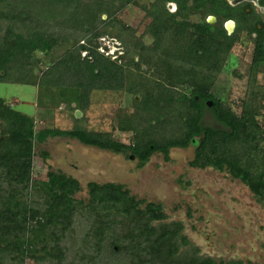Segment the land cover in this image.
<instances>
[{
  "label": "trees",
  "instance_id": "obj_1",
  "mask_svg": "<svg viewBox=\"0 0 264 264\" xmlns=\"http://www.w3.org/2000/svg\"><path fill=\"white\" fill-rule=\"evenodd\" d=\"M133 2L0 0V83H36L41 106L42 92H50L54 105L75 103L79 110L87 108L92 90H126L141 96L132 116L120 118L118 123L119 130L134 133L132 145L104 132L36 131L31 116L0 97V264H23L29 246L33 247L31 259L35 264H214L211 258L174 259L178 246L173 240L181 225H151L165 218L162 205L137 199L123 184L88 182L90 203L86 206L73 198L81 189L77 179L48 170L41 183L47 199L33 200L29 193L33 148L35 142L47 137H67L132 155L139 167L156 152L168 161L171 148H187L194 143L191 166L226 169L253 193L263 194L264 128L257 120L259 105L252 103L238 114L211 92L216 74L237 40L235 33H226L223 22L236 17L239 22L246 21L249 14L231 7L226 0H155L148 26L155 48L175 37L171 39L173 49L163 48L164 62L173 64L174 73L166 83H160L149 81L138 65L133 63L131 68L97 50L96 41L105 34L101 23L106 28L118 26L116 36L124 43L123 34H133V29L115 16ZM167 2L176 4L174 12L166 10ZM194 13H202L203 18L199 22L189 20ZM206 15L214 16L216 22H206ZM238 27L256 32L252 63L255 67L263 65L264 23L260 29L255 23L249 27L241 22ZM70 39L74 47L40 76L34 75L33 56L48 53L58 42ZM81 51L87 52L84 57ZM258 91H252V100ZM204 110L213 116L217 127L203 122ZM47 156L42 152L43 159ZM86 208L92 223L79 234L77 214ZM31 221L34 226L29 231ZM81 236L85 249L77 245ZM183 242L187 240L183 238Z\"/></svg>",
  "mask_w": 264,
  "mask_h": 264
},
{
  "label": "rangeland",
  "instance_id": "obj_2",
  "mask_svg": "<svg viewBox=\"0 0 264 264\" xmlns=\"http://www.w3.org/2000/svg\"><path fill=\"white\" fill-rule=\"evenodd\" d=\"M154 1L134 0L115 13L122 24L134 31L132 35L123 34L125 43L116 36L118 26L106 28L101 23L100 29L105 34L97 39L96 44L97 50L111 60L127 63L131 68H134V63L149 81L166 83L173 76L175 67L171 62L169 65L164 62L166 59L163 48L173 49L171 39L175 37L155 48L154 39L148 33V26L152 21L149 11ZM227 1L230 5H236L239 1L252 0ZM251 4L258 12L256 0ZM175 5L167 2L165 8L168 12H173ZM202 18V13H194L189 20L199 22ZM73 47L72 39L62 40L50 52L36 53L32 60L34 75L40 76ZM253 47V38L240 32L216 74L211 92L238 114L243 108L257 103L261 113L257 120L264 128V64L255 67L252 63ZM86 53L81 51V57ZM121 55L123 58H120ZM257 87H260L259 91ZM253 90L258 91L255 100H252ZM38 96L36 83H0V97L14 109L31 116L36 131L59 128L104 132L110 133L115 140L132 145L134 133L119 130L118 123L120 118L132 116L136 104L141 100L139 94L126 90H92L88 106L83 110H79L75 103L70 106L67 103L54 105L50 92H42L41 106L38 104ZM203 122L213 127L218 125L208 110H204ZM262 147L264 148V142ZM194 150V143L187 148H171L168 161L163 159L162 153L156 152L144 166L139 167L135 157L130 158L123 153L84 145L67 137H47L43 142H35L33 148L30 197L33 200L47 199V191L41 183L45 181L48 170L62 172L77 179L81 189L73 198L86 206L90 203L88 182L123 184L137 199L162 205L165 218L154 220L151 225H181V230L173 240L178 246L174 259L185 261L195 257L211 258L214 264H264V191L262 195H256L226 169L191 166L189 162L194 157ZM42 152H47L49 156L43 159ZM143 206L144 204L140 205L141 208ZM89 212L86 208L79 210L77 214L75 224L80 229L79 234L90 228L92 217ZM32 226L34 223L31 221L28 224L29 231ZM82 238L78 239L77 245L85 249ZM183 238L187 243L183 242ZM32 253L33 247L29 246L28 257L23 264H35L31 259Z\"/></svg>",
  "mask_w": 264,
  "mask_h": 264
},
{
  "label": "flooded vegetation",
  "instance_id": "obj_3",
  "mask_svg": "<svg viewBox=\"0 0 264 264\" xmlns=\"http://www.w3.org/2000/svg\"><path fill=\"white\" fill-rule=\"evenodd\" d=\"M252 2H253V0L252 1H246V2H244V1L240 2L239 1V3H237L236 5H230L227 1V3L231 7L241 8L245 13L249 14V16H248L249 19L246 21H241V22L246 23L249 27L251 25H253V23H255L256 29H260L262 23H264V0H256L255 5L259 9L258 12H256V10L254 9L253 5L251 4ZM174 5H175V3H174ZM175 10H176V7H175ZM205 21L210 23V24H214L216 22V18L212 15H206ZM241 22H239L237 17L236 18H229L223 22V27H224L227 34H234L235 33L237 35V39H238L240 32H245L246 35L251 36L253 38V43L255 44V39L257 38L256 32L252 31L249 33L247 29L239 28L238 26L241 24ZM263 45H264V41H263ZM253 49H254V47H253Z\"/></svg>",
  "mask_w": 264,
  "mask_h": 264
},
{
  "label": "water",
  "instance_id": "obj_4",
  "mask_svg": "<svg viewBox=\"0 0 264 264\" xmlns=\"http://www.w3.org/2000/svg\"><path fill=\"white\" fill-rule=\"evenodd\" d=\"M130 158H133V156L131 155Z\"/></svg>",
  "mask_w": 264,
  "mask_h": 264
},
{
  "label": "built area",
  "instance_id": "obj_5",
  "mask_svg": "<svg viewBox=\"0 0 264 264\" xmlns=\"http://www.w3.org/2000/svg\"><path fill=\"white\" fill-rule=\"evenodd\" d=\"M122 54V53H121ZM118 58V56H116Z\"/></svg>",
  "mask_w": 264,
  "mask_h": 264
}]
</instances>
